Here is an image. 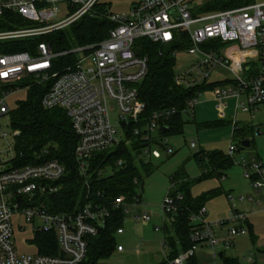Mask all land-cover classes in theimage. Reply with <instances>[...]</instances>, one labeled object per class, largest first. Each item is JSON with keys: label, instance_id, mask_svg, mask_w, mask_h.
Here are the masks:
<instances>
[{"label": "built area", "instance_id": "obj_1", "mask_svg": "<svg viewBox=\"0 0 264 264\" xmlns=\"http://www.w3.org/2000/svg\"><path fill=\"white\" fill-rule=\"evenodd\" d=\"M97 1L0 0V47L51 32L83 15H90ZM214 1L134 0L126 13L108 10L104 13L113 26L98 41L57 51L40 40L28 50L0 51V264H83L88 237L97 233L108 216L107 207L87 193L74 210H50L48 199L59 188L65 174L64 165L56 158L20 163V153L14 147L17 130L10 127L8 114L7 99L13 93L25 92L31 84H41L40 105L64 109L76 136L73 158L87 188L89 160L120 142L128 146L130 142L138 143L129 147L136 160L151 161L172 152L159 127L173 108L153 110L141 116L144 103L137 96L136 83L146 71V57L134 52L133 40L137 37L168 42L173 39L175 30L187 33L189 45L184 50L197 55L195 67L202 78L191 79L190 71L175 73L177 84L188 86L200 81L213 66L228 69L231 81L211 88L218 116H223L227 98L234 99V113L241 110L251 114L263 101L264 0L206 8ZM65 53H72L73 58L58 65L57 56ZM196 95L187 100L186 111L191 112ZM233 120L232 117V123ZM189 145L195 146L194 141ZM227 150L230 155L235 146L230 143ZM122 162L118 158L113 165L104 164L93 171L105 175L106 167L111 173ZM251 168L256 174L251 179L252 187L264 190L262 164L253 162ZM243 175L250 178L247 172ZM139 192L130 199L117 196L113 207H120L124 213L127 205H141ZM160 207L162 212L172 208L169 194L165 193ZM204 213L205 207L201 205L197 212L188 215L192 224L191 245L168 264H186L200 246L210 249L211 258H218L219 252L231 246V238L243 229V211L232 207L226 218L214 224L231 223L222 236L214 232L212 223L204 220ZM13 217H23L29 222L33 234L53 232L57 253L16 254L11 241ZM131 217L149 219L147 213L134 212ZM122 232V225L115 229V233ZM217 248L220 250L215 252ZM114 250L122 252L123 247L116 244ZM246 260L252 261L251 258Z\"/></svg>", "mask_w": 264, "mask_h": 264}, {"label": "trees", "instance_id": "obj_2", "mask_svg": "<svg viewBox=\"0 0 264 264\" xmlns=\"http://www.w3.org/2000/svg\"><path fill=\"white\" fill-rule=\"evenodd\" d=\"M241 1L244 0H215L206 8H224ZM93 12L51 32L4 43L0 51L28 50L40 40L46 41L57 51L98 41L105 37L113 22L104 14L107 12L105 5L98 1L94 4ZM214 42L217 43L216 40ZM188 45L189 38L183 30H175L173 39L168 42H153L143 36L133 40L134 52L146 57V71L136 83L137 96L144 103L141 116H147L153 110L173 108L159 127L163 136L181 133V114L186 111L187 100L197 92L231 81L228 78L208 82L203 78L188 86L175 83V51L184 50ZM72 58V53H65L57 56L56 62L59 65ZM42 92L41 84H31L25 91V97L17 100L8 111L10 127L17 130L14 135V147L20 153V163L56 158L64 165L65 174L59 181V188L48 199L51 211L76 209L82 204L86 193L107 207L108 216L103 225L98 227L95 235L87 239L83 264H110L106 263L105 259L115 249L113 235L123 220L121 208L113 207V201L119 195L127 199L135 195V188L141 186L143 176L152 171L153 165L150 160H136L134 155H131L129 147H134L137 142H130V146L120 142L113 149L97 153L89 160L90 176L87 188L73 158L76 136L69 117L61 107H42L39 102ZM162 126L166 128L162 129ZM247 134L248 132L233 127L234 139L238 135L243 137ZM191 157L201 166L200 175L188 177L182 170H176L168 176L169 187L166 193L172 197V208L162 212L161 223L162 246L168 252L156 264H168V261L190 247L189 233L192 224L188 221V215L197 212L207 198L222 191L220 186H216L198 195H192L191 184L204 177H221L233 162L231 156L220 149L199 148L192 152ZM118 158L123 162L111 173L98 175L93 171L104 164L113 165ZM254 177L250 175L251 179ZM33 237L38 254L57 253L53 232L38 231ZM218 258L221 264H239L236 259L225 256L223 251ZM186 264H196L194 255L188 258Z\"/></svg>", "mask_w": 264, "mask_h": 264}, {"label": "rangeland", "instance_id": "obj_3", "mask_svg": "<svg viewBox=\"0 0 264 264\" xmlns=\"http://www.w3.org/2000/svg\"><path fill=\"white\" fill-rule=\"evenodd\" d=\"M134 0H98L111 12L126 13L129 5ZM259 2L262 0H248ZM175 73L190 71L192 79L202 78V74L195 67L196 54L188 53L185 50H178L174 54ZM208 75L205 77L208 82H215L231 77V72L222 66L208 68ZM25 97L23 90L17 91L9 96L7 104L11 108L17 100ZM212 89H204L197 93L196 99L190 111H183L181 114V133H174L165 136L167 144L173 149L168 155H161L160 158L151 159L153 169L143 176L140 197L144 203L141 205H127V211L123 213L122 233H114L115 244L123 247L122 252L113 250L106 263L110 264H156L167 254V249L161 244V203L165 195L169 181L168 176L176 170H182L188 177L201 174L202 168L191 157L196 149H220L228 153V145L232 143L235 150L230 154L232 164L226 169L225 177H204L191 184L190 193L198 195L207 189L220 186L222 192L213 197L207 198L203 205L205 207L204 220L215 224L218 220L226 218L231 203H236L237 208L246 212L248 220L242 222L243 229L231 238V246L223 250L224 255L236 259L239 264H264V206L257 205L256 201L263 200V195H256L251 186V178L244 177L247 172L254 177L256 174L251 168L253 162L261 163L264 176V101L259 103L253 112L248 113L236 110L234 113V99H226V108L222 117L218 116L214 107ZM233 117V123L231 118ZM4 122V118L1 119ZM233 127L248 132L235 139L232 137ZM247 138L248 146H240V140ZM194 141L195 146L189 145ZM106 167L104 172L110 173ZM229 193V194H228ZM242 195L245 199L237 201L236 197ZM228 196L233 197V202ZM251 197L248 199V197ZM247 198V199H246ZM148 213L149 220L140 218L133 219L131 215ZM11 241L14 250L18 255L31 256L36 253L31 224L24 221L23 217H13ZM18 222V223H17ZM251 223V225L249 224ZM20 224L22 228H19ZM231 225L228 222L225 227ZM247 225H250L248 227ZM217 229V227H214ZM220 249H215L218 252ZM210 249L198 247L194 251L196 264H221L219 258L210 257ZM251 258L250 263L246 258Z\"/></svg>", "mask_w": 264, "mask_h": 264}, {"label": "crops", "instance_id": "obj_4", "mask_svg": "<svg viewBox=\"0 0 264 264\" xmlns=\"http://www.w3.org/2000/svg\"><path fill=\"white\" fill-rule=\"evenodd\" d=\"M263 101H264V99H263ZM262 101V102H263ZM248 142H250L249 140H248ZM172 152H173V149H172ZM171 152V153H172ZM170 153V154H171ZM229 168V167H228ZM225 175H226V169H225V171H224V173H223V175L221 176L222 178L223 177H225ZM220 177V178H221ZM245 177V176H244ZM262 179H264V176H263V173H262ZM252 186V185H251ZM213 188V187H212ZM254 190H255V192H256V195H259V194H262L263 195V200H257L256 201V204L257 205H262V203H263V206H264V190L263 189H260L259 191H257L255 188H253ZM222 192V191H221ZM220 193V192H219ZM218 194V193H217ZM217 194H215V195H217ZM229 194V193H228ZM214 195V196H215ZM211 197H213V196H211ZM232 197V196H231ZM233 198V197H232ZM251 197L249 196L248 197V199H250ZM243 199H245L244 197L243 198H241V199H238L237 197H236V200L237 201H242ZM247 199V198H246ZM231 201V200H230ZM143 202V201H142ZM231 202H233V201H231ZM234 203V202H233ZM141 206H144V203H142L141 204ZM234 208L236 211H243V210H240V209H238L237 208V205H236V203H234V206H232V203H231V205H230V209L231 208ZM161 212H162V210H161ZM244 213H245V221L246 220H248L249 221V219H248V217L246 216L247 214H246V212L245 211H243ZM147 213V212H146ZM206 213V212H205ZM148 214V213H147ZM149 215V214H148ZM149 219H150V216H149ZM148 219V220H149ZM247 222V221H246ZM228 222H225V223H223L222 225H212V229L214 230V232L217 234V235H220V236H222L223 234H224V232H225V229H226V227H225V225L227 224ZM249 224L251 225V223L249 222ZM250 225H248V227H250ZM217 227V229H215L214 227ZM161 244H162V234H161ZM231 244H232V242H231ZM200 247H204V246H200ZM222 252V251H221ZM221 252H219V253H221ZM224 253V252H223ZM249 258V257H248ZM246 260V259H245ZM252 260V259H251ZM246 262H247V260H246ZM251 262V261H250ZM250 262H247V263H250Z\"/></svg>", "mask_w": 264, "mask_h": 264}, {"label": "water", "instance_id": "obj_5", "mask_svg": "<svg viewBox=\"0 0 264 264\" xmlns=\"http://www.w3.org/2000/svg\"><path fill=\"white\" fill-rule=\"evenodd\" d=\"M166 126H162V129H165ZM240 145L241 146H248L249 145V142H248V139L247 138H244L242 140H240ZM103 224L101 223L100 226H102ZM220 255V253H219Z\"/></svg>", "mask_w": 264, "mask_h": 264}]
</instances>
